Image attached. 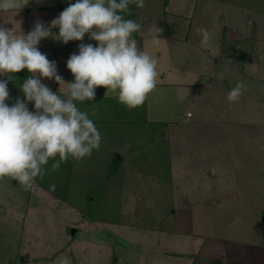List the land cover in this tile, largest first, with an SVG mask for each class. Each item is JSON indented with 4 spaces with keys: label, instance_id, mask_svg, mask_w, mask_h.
<instances>
[{
    "label": "crops",
    "instance_id": "1",
    "mask_svg": "<svg viewBox=\"0 0 264 264\" xmlns=\"http://www.w3.org/2000/svg\"><path fill=\"white\" fill-rule=\"evenodd\" d=\"M20 2L21 9L0 11V25L15 27L19 35L41 21L56 36L59 28L51 22L75 0ZM129 12L142 26L134 38L158 59L159 75L156 88L138 106L147 112L144 121H134L141 119L138 107L129 112L138 125H126L129 132L136 128L129 148L113 152L121 156L117 171L146 175L148 202L157 207L166 201L167 209L152 226L131 221L129 233L126 221L104 220L103 254L119 252L117 264L129 259L133 264H264V205L252 221L243 209L249 196L240 182L248 170H264V0H144L143 8ZM153 25L161 29L159 45L148 35ZM199 28L214 33L210 47H202ZM53 36L43 38L39 50L56 62L66 82L74 81L67 60L81 43L98 42L89 34L67 44ZM220 73L223 80L217 79ZM29 75L23 72L19 81L12 76L8 89L35 111L20 88ZM41 82L65 97L67 83L44 77ZM238 83L245 89L237 102H229L228 93ZM106 92L98 87L95 100L77 102L78 108L89 115L111 109L106 102L98 104L100 98L122 106L115 93ZM118 118L106 117L105 124L117 129L124 123ZM47 187L39 177L29 190L11 177L0 178V264H38L43 241L55 246L57 215L36 213L38 195L55 191ZM140 193L130 199L133 206L144 200ZM137 227L146 231L137 233Z\"/></svg>",
    "mask_w": 264,
    "mask_h": 264
},
{
    "label": "clouds",
    "instance_id": "2",
    "mask_svg": "<svg viewBox=\"0 0 264 264\" xmlns=\"http://www.w3.org/2000/svg\"><path fill=\"white\" fill-rule=\"evenodd\" d=\"M131 4L143 8L144 0H75L51 22L52 27L59 28V39L41 21L27 34L23 31L19 35L15 27L0 25V74H9L12 80L13 74L27 69L30 75L20 88L35 107L30 111L19 97L10 106L6 102L10 98L8 80H0V178L11 177L29 190L38 177L46 175L50 161L51 170L58 171L69 158L81 160L98 150L101 133L89 114L77 106V102L95 100L98 87L115 93L118 102L129 110L142 105L156 88L158 59L139 47L134 38L142 26L126 18ZM22 7L20 0H0L3 12ZM197 31L202 47H210L214 33L205 28ZM160 33L155 25L148 30L153 45H159ZM85 34L98 46H78V54H71L67 60L74 81L66 82L58 74L56 62L49 60L38 45L49 36L67 44L82 41ZM41 77L55 78L60 86L67 83L65 97L42 83ZM217 79L223 80V73ZM244 89L243 83L231 88L228 101L237 102Z\"/></svg>",
    "mask_w": 264,
    "mask_h": 264
},
{
    "label": "rangeland",
    "instance_id": "3",
    "mask_svg": "<svg viewBox=\"0 0 264 264\" xmlns=\"http://www.w3.org/2000/svg\"><path fill=\"white\" fill-rule=\"evenodd\" d=\"M136 8L138 7L135 4H131L129 11H135ZM130 15L131 12L126 14V18L130 19ZM17 97L20 98L19 95H11L8 104L15 103ZM11 99L12 102H9ZM104 102L110 105L111 109L104 113L101 111L89 115L95 124L106 125L105 128L100 125L98 128L102 137L99 149L93 150L90 156L81 160L69 158L71 166L67 164L64 167L65 170L61 167L58 171H52L51 163H49L48 172L42 178L51 188L54 185L55 191L50 189L52 194L38 195L37 203L39 205L36 213H43L46 216H51L54 213L57 215L58 225L52 242L58 247L46 246L47 241H43L42 255L41 257L36 256L38 264H63L65 260L67 264H117L119 252L114 257L103 254L105 252L103 249V221L109 220L118 223L126 221L128 225L125 226V230L129 233L132 229L131 221L140 222L143 226H152L159 220L157 217H161L167 209L165 208L166 201L157 203V207L153 205L155 202H148L149 178L146 175L138 177L129 168L123 169L127 172L120 171V168L117 171V168L120 167V160L118 161V156L113 151L121 149L126 153L131 135L136 129L129 132L126 125L135 118L129 113L131 110L126 109L124 105L116 107L115 100L112 102L107 98H100L98 104ZM145 113L147 114L145 109H139L137 114L141 116V119H137L139 118L137 116L134 121H144ZM153 113L151 109V114ZM116 116L119 117L121 123L124 122L120 127L116 129L110 123L105 124L106 117L109 120L117 121ZM132 117L134 119H131ZM133 125L138 126L136 123ZM143 129L144 127L140 126L139 132ZM208 133L206 130L203 135L207 136ZM74 166L77 169L74 172L70 171L69 168ZM109 173L111 175H107ZM240 182L242 188L247 189L245 194L249 196L247 199L249 207H246L247 203L245 202L243 209L246 208L249 218L253 221L255 212L260 210L257 209L259 204L264 205V170H252L251 173L248 170L246 174H242ZM139 191L144 196V200L139 201L138 206H133L131 200L135 199L133 196L139 194ZM129 203L130 205H128ZM73 227H75V231L72 230ZM137 229V233L146 231V228L137 227ZM30 242L32 245L34 241L30 240ZM116 250L118 251L117 248ZM133 263L132 260H128V264Z\"/></svg>",
    "mask_w": 264,
    "mask_h": 264
},
{
    "label": "trees",
    "instance_id": "4",
    "mask_svg": "<svg viewBox=\"0 0 264 264\" xmlns=\"http://www.w3.org/2000/svg\"><path fill=\"white\" fill-rule=\"evenodd\" d=\"M168 2V0H165V3H167ZM23 72H28L27 71V69H24V70H22V71H20V72H18V73H16V74H13V76L14 77H16V81H19L20 79H21V74H23ZM7 74V73H6ZM7 75H9V74H7ZM12 79H13V81H15L14 80V78L12 77ZM7 80H9L8 79V76H7ZM144 104V103H143ZM135 109V108H134ZM139 109H142L141 107H138L137 108V110H139ZM49 163H51V161L49 162ZM67 164L69 165V166H71V161H70V159H69V161H67ZM44 181V180H43ZM47 184V183H46ZM50 188H51V186L49 185V184H47ZM53 189V188H52ZM57 193H58V191H57Z\"/></svg>",
    "mask_w": 264,
    "mask_h": 264
},
{
    "label": "water",
    "instance_id": "5",
    "mask_svg": "<svg viewBox=\"0 0 264 264\" xmlns=\"http://www.w3.org/2000/svg\"><path fill=\"white\" fill-rule=\"evenodd\" d=\"M116 154H117L118 158H121V156L119 155V153H116ZM72 230L75 231V227H73Z\"/></svg>",
    "mask_w": 264,
    "mask_h": 264
}]
</instances>
